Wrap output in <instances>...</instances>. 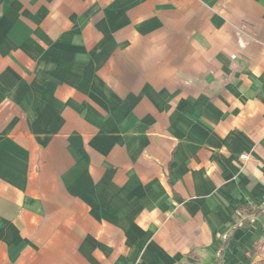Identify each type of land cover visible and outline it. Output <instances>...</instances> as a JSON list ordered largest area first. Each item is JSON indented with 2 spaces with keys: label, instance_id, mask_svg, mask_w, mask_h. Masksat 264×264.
<instances>
[{
  "label": "crops",
  "instance_id": "0c3cea01",
  "mask_svg": "<svg viewBox=\"0 0 264 264\" xmlns=\"http://www.w3.org/2000/svg\"><path fill=\"white\" fill-rule=\"evenodd\" d=\"M0 264H264V0H0Z\"/></svg>",
  "mask_w": 264,
  "mask_h": 264
},
{
  "label": "trees",
  "instance_id": "16d2710c",
  "mask_svg": "<svg viewBox=\"0 0 264 264\" xmlns=\"http://www.w3.org/2000/svg\"><path fill=\"white\" fill-rule=\"evenodd\" d=\"M249 212H251V211L248 210V208H242L241 211H240V213H242V214H247V213H249ZM259 215H260V212H259V211H256L255 216L257 217V216H259Z\"/></svg>",
  "mask_w": 264,
  "mask_h": 264
}]
</instances>
